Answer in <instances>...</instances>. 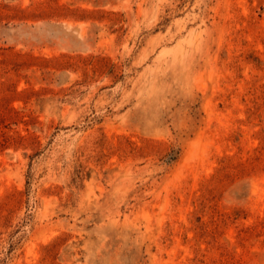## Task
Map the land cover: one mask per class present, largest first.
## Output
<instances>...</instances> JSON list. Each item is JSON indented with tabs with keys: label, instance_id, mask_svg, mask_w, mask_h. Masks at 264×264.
Here are the masks:
<instances>
[{
	"label": "rangeland",
	"instance_id": "374dc122",
	"mask_svg": "<svg viewBox=\"0 0 264 264\" xmlns=\"http://www.w3.org/2000/svg\"><path fill=\"white\" fill-rule=\"evenodd\" d=\"M0 264H264V0H0Z\"/></svg>",
	"mask_w": 264,
	"mask_h": 264
}]
</instances>
